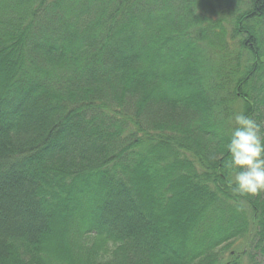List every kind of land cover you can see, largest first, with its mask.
<instances>
[{
  "label": "trees",
  "instance_id": "1",
  "mask_svg": "<svg viewBox=\"0 0 264 264\" xmlns=\"http://www.w3.org/2000/svg\"><path fill=\"white\" fill-rule=\"evenodd\" d=\"M239 113L264 0H0V264H264Z\"/></svg>",
  "mask_w": 264,
  "mask_h": 264
},
{
  "label": "clouds",
  "instance_id": "2",
  "mask_svg": "<svg viewBox=\"0 0 264 264\" xmlns=\"http://www.w3.org/2000/svg\"><path fill=\"white\" fill-rule=\"evenodd\" d=\"M225 148L229 187L241 196L264 193V126L243 113L234 116ZM217 157H213L216 159Z\"/></svg>",
  "mask_w": 264,
  "mask_h": 264
},
{
  "label": "rangeland",
  "instance_id": "3",
  "mask_svg": "<svg viewBox=\"0 0 264 264\" xmlns=\"http://www.w3.org/2000/svg\"><path fill=\"white\" fill-rule=\"evenodd\" d=\"M89 239L91 240V242L94 241V238H92V237H90Z\"/></svg>",
  "mask_w": 264,
  "mask_h": 264
}]
</instances>
